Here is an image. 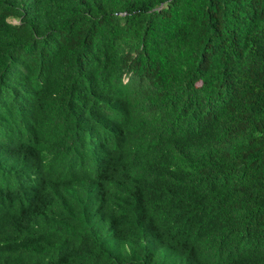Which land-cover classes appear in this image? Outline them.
<instances>
[{"label": "trees", "instance_id": "1", "mask_svg": "<svg viewBox=\"0 0 264 264\" xmlns=\"http://www.w3.org/2000/svg\"><path fill=\"white\" fill-rule=\"evenodd\" d=\"M0 176V264H264V0H0Z\"/></svg>", "mask_w": 264, "mask_h": 264}, {"label": "clouds", "instance_id": "2", "mask_svg": "<svg viewBox=\"0 0 264 264\" xmlns=\"http://www.w3.org/2000/svg\"><path fill=\"white\" fill-rule=\"evenodd\" d=\"M93 146L96 150L95 154L88 157L87 159L83 158L81 165H82V167L83 166L85 167V164H89V162H91V161L94 163L99 161V166L96 170L83 167L84 171L80 172L81 174H84L85 177L90 178L92 180L98 179L101 176V174L104 173V172H102L103 169H107L109 171L108 164L112 165L115 169V170H112L111 172L110 171L105 172L108 175H110V173H111L113 176H115L117 172H120V170H121V173H124L127 162L124 161L118 154H115L113 149L106 147L104 145V143H103L102 147H99V145H97V144H93ZM113 161L115 163H117L118 165H120V168L117 169L114 166ZM42 170H43V172H45V173H47L53 177H58V175H59V171L48 170L45 168V166H42ZM63 192L65 194L69 193V191H63ZM83 224H84V227L92 233L100 234L103 231L108 230L107 225H106L108 223H99L96 221H95V223H93L92 221H90L89 223L85 222Z\"/></svg>", "mask_w": 264, "mask_h": 264}, {"label": "bare ground", "instance_id": "3", "mask_svg": "<svg viewBox=\"0 0 264 264\" xmlns=\"http://www.w3.org/2000/svg\"><path fill=\"white\" fill-rule=\"evenodd\" d=\"M73 146V145H72ZM98 157V156H97ZM77 165V164H76ZM95 165L96 166H99V161L98 162H95ZM1 177V176H0ZM5 180V179H4ZM116 206V205H115ZM56 227V226H55ZM142 227V226H141ZM31 233V232H30ZM84 251V250H83Z\"/></svg>", "mask_w": 264, "mask_h": 264}]
</instances>
